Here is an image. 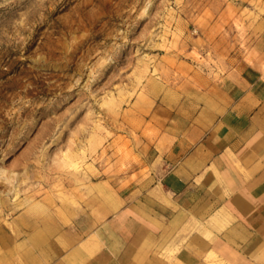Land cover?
I'll use <instances>...</instances> for the list:
<instances>
[{
    "label": "rangeland",
    "instance_id": "1",
    "mask_svg": "<svg viewBox=\"0 0 264 264\" xmlns=\"http://www.w3.org/2000/svg\"><path fill=\"white\" fill-rule=\"evenodd\" d=\"M259 80L264 0H0V264L145 193L168 131Z\"/></svg>",
    "mask_w": 264,
    "mask_h": 264
},
{
    "label": "crops",
    "instance_id": "2",
    "mask_svg": "<svg viewBox=\"0 0 264 264\" xmlns=\"http://www.w3.org/2000/svg\"><path fill=\"white\" fill-rule=\"evenodd\" d=\"M210 101L167 132L145 193L114 197L81 236L58 228L20 264H264V82Z\"/></svg>",
    "mask_w": 264,
    "mask_h": 264
}]
</instances>
